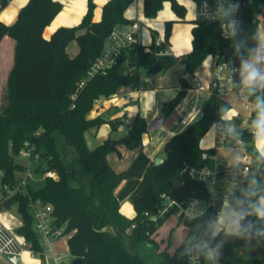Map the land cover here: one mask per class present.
<instances>
[{"label": "trees", "instance_id": "16d2710c", "mask_svg": "<svg viewBox=\"0 0 264 264\" xmlns=\"http://www.w3.org/2000/svg\"><path fill=\"white\" fill-rule=\"evenodd\" d=\"M10 1L0 0V13ZM132 3L133 0H109L103 7L102 19L94 22L95 3L88 0L87 13L81 24L58 28L50 39L44 37V31L63 9V5L55 0H29L13 24L0 21V43L4 37L15 43L13 65L0 103L2 188L18 181L16 173L23 171V167L15 162V158L26 145L34 148L33 158L39 155L43 166L47 164L48 170L58 176L57 180L47 178L44 186L36 191L29 187L27 195L19 193L9 200L11 205H17V212L22 217V226L17 233L26 238L35 252L43 249L34 230L29 209L31 201L52 206L54 224L58 227L66 224L70 255L83 264H187L188 245L209 221L207 216L188 224L181 230L186 233L177 244L172 237L174 228H171L167 233L168 243L161 248L156 237L170 216L155 223L146 213L151 216L158 213L163 195L178 202L208 199L206 186L183 171L186 167L200 168L210 164L202 159L201 141L214 123L229 111V105L215 95L209 96L199 120L164 145L163 162L159 165L152 163L141 177L131 195L135 217L130 219L121 213L115 192L126 176L111 168L107 156L117 152L118 143L129 150L142 148L147 121L139 114L129 121L126 116L111 120L107 114L90 120L88 115L99 100L113 99L121 88L140 90L141 68L150 71L156 65L163 68L158 56L169 45L174 22L165 23V43L162 46L156 45L158 33L152 30L149 52H145L140 44H132L122 51L117 65L110 71L95 76L83 87L80 84L103 52L113 29L132 23L125 17ZM165 3H170L175 15L185 20L187 11L177 0H144L145 18H156ZM260 15H264V0H244L241 28L231 40L221 37L216 24L194 22L192 50L179 60L182 72L180 91L161 106L166 118L185 100L193 87L190 81L209 55L223 60L225 51H229L236 66L242 70L243 62L250 58L256 45ZM73 42L79 49L75 57L67 51ZM237 79L240 81V75ZM249 94L253 101L257 102L259 98L264 105V91L257 88ZM257 114L258 109L255 119ZM125 121L128 133L120 142L108 139L95 149L89 148L85 137L88 131H97L104 124L116 131ZM56 132L62 139L55 136ZM242 137L255 162L232 206L237 212L241 209L251 212L250 204L264 195V159L254 152V137L250 133ZM43 166L39 170L46 172ZM69 177L77 182V187L69 185ZM178 177L180 182L177 183ZM249 190L257 195L248 197ZM241 224H251L252 228L237 240L222 233L217 236L208 234L211 245L222 249L221 264H262L264 235H257V232H264V219L249 214ZM174 225L181 227L179 220ZM239 245L252 249L249 257L237 254ZM172 246L175 247L171 252Z\"/></svg>", "mask_w": 264, "mask_h": 264}, {"label": "built area", "instance_id": "2783aa9c", "mask_svg": "<svg viewBox=\"0 0 264 264\" xmlns=\"http://www.w3.org/2000/svg\"><path fill=\"white\" fill-rule=\"evenodd\" d=\"M190 1L196 6L197 20L218 25L223 39L231 40L238 35L243 18L244 0ZM141 30L143 29L139 21L114 28L106 39L103 52L93 62L80 87H83L95 76L110 71L117 65L122 51L132 44H140L144 47L145 52H149L152 39H149V44H147L145 33H141ZM164 43L165 36L164 39L157 38V46H162ZM159 55H173L175 57L168 46ZM257 56H264V15L259 16L256 45L250 55L253 60ZM207 59H210V73L207 82H204L196 72L194 79L190 81L193 86L190 91H194L198 98H202L204 94L215 95L229 105V111L212 127L215 131L213 146L203 149L202 159L210 164L200 168L186 167L183 172L187 173L192 179L204 184L209 197L207 200L193 199L187 202H178L163 195V204L158 213L153 216L146 213V216L155 223L161 219H167L169 216L170 218L176 216V220L181 223V230L186 229L188 224L209 216L205 229L198 232L188 245L187 264H221L222 249L211 245L208 234L210 236H217L219 233L224 234L225 226H221V230L215 232L218 217L224 207L235 210L232 201L255 162V157L248 150V143L242 136L250 133L254 137L252 124L255 120L254 114L257 110V102L251 99L249 89L243 83L242 70H239L236 66L232 56L228 59L219 60L217 57L209 55L205 61ZM257 67L264 70V60L259 61ZM239 75L240 81L237 79ZM259 91L263 92L264 88H259ZM102 101L103 99L99 100L98 104ZM197 105L194 104L187 114L181 116L180 126H182L183 131L202 117L203 112L197 110ZM26 146L19 156L39 159V155L33 158L34 148ZM45 175L46 178L58 179L57 174L52 170H47ZM3 190L4 196L0 200V256L5 258L7 256H17L21 260L24 251L29 250L32 257L51 254L57 264H72L74 260L69 252L67 253V256H70L69 263H65L63 258L54 252L56 242L69 236L65 235L66 224L61 227L54 224L55 218L53 217L52 206L47 204L43 206L40 201H31L29 206L33 217L34 230L43 249L42 252L38 253L32 249L24 236L17 233L19 227L13 224L11 220L14 217L5 212L6 208L4 207V203L16 194H28L29 186L26 179L19 178L15 185H6ZM54 227H57V229L55 230ZM210 250L213 251L211 259L207 255ZM7 264L11 263L8 261ZM262 264H264V258Z\"/></svg>", "mask_w": 264, "mask_h": 264}, {"label": "crops", "instance_id": "0c3cea01", "mask_svg": "<svg viewBox=\"0 0 264 264\" xmlns=\"http://www.w3.org/2000/svg\"><path fill=\"white\" fill-rule=\"evenodd\" d=\"M28 1L29 0H11L9 5L0 13V21H2L5 24H9V25L13 24L16 21L20 10L26 5ZM55 1L60 2L63 5V9L57 15V17L53 20V22L45 29L44 37L46 39H50V37L53 35V33L58 28H61V27L73 28V27L79 26L84 16L86 15L87 9H88V0H55ZM108 1L109 0H94V3H95V10H94V16H93L94 22H99L102 19L103 7ZM178 1L179 0H177V2ZM134 2L135 0H133V3L128 7V9L125 12L126 19H128L131 22L139 21L141 12H143V15H144V0H136L137 2L136 9L133 6ZM164 8L169 9V13H170L168 14L169 19L165 21V23L168 21L174 22L173 28H172V38L169 40V48L170 46H172L173 48H175V50H178L179 52H181V54H183L182 56H184L192 50V40H193L192 30L194 28V22L196 20L187 21L185 17L184 22H189V26L188 25L185 26L184 32L182 34H183V37L187 38L189 44L188 43L187 44L178 43L176 42V39H178L180 32H181L180 29L182 28L181 25H179L178 23H181L183 21L179 19L175 15V13L171 10L170 3H165ZM162 16L166 18V15L162 14ZM148 20H151V19H148ZM165 23H164V32H165ZM142 32L145 33V37L147 39L146 42L147 44H149L148 42L149 39L150 40L152 39L151 30L145 28L141 30V33ZM158 37H159V33H158ZM71 45L72 43L67 48L68 51ZM14 46H15L14 41L10 39L9 37H4L0 43V85L2 86L1 91H0L1 98L4 95L6 78L13 65ZM78 50H79L78 48H74V50L71 51L72 53L69 52V55L71 57H75L78 53ZM172 52L175 54V58H177L179 61L182 56L178 58L177 57L178 54L175 51H172ZM199 70H198V75L202 78L204 82H207L208 75L206 73H200ZM155 91H156L155 93L157 97V103L162 106L164 102L170 101L176 96V94L180 91V85L177 87H173V88L163 87ZM193 93L196 94L194 91H189L185 100L177 107L176 110H178V113H179L178 118H181V116L185 115L190 104L192 105L198 104L200 98H198L196 94L195 99L192 100L190 94H193ZM138 102H139V90L132 91L127 88H121L113 99L103 100L98 105H96L93 111L89 113L88 119L92 120V119L97 118L100 115L107 114V118L111 120L121 119L124 116H126L127 120L129 121L136 115L138 114L140 115ZM175 111L171 115H173ZM161 115L163 114L157 111L153 113V115H151L149 119H147V117H143V118L147 121V124H149L154 118H157ZM100 130L101 131H99V129L97 131L94 130L95 133L101 134L100 144H102L104 141L108 139L112 140L113 142H120V140L126 137L128 133L127 121L122 123L118 127L116 132L112 131L111 126L109 124H104V126ZM182 131L183 130H181L180 132ZM180 132L170 131L169 136L164 137V141L160 142L157 145V147H155V141L158 139L157 134L153 135L154 132L149 133L147 131V133L143 135L142 148H139L136 150H129L125 147L124 144L118 143L116 145L117 152L110 153L107 156V161L109 165L111 166V168L116 173H123L126 176V179L123 180V182L121 183V185L117 188L115 192L117 198L120 201L121 213L124 216L128 217V215H125L122 212L123 204L129 199L131 200V195L136 189L139 181L141 180V177L144 175L147 168L152 163H155V160L157 157H154V155L159 150L163 152L164 145L172 137H174L176 134ZM200 146H201V149H206L207 143H205L202 140ZM253 149L257 157H259L260 159H264V157H261L259 153L257 152L256 147H255V142L253 145ZM162 159L164 160V155ZM134 214H135V211H134ZM134 217L129 216L128 218L132 219ZM13 224L18 227L22 225V223H15V222H13ZM221 226H224V225H221ZM68 239L66 240V242L63 243V245L65 244L67 249L64 246L62 249L60 248L59 241H61V239L56 242L54 246V252L56 254L61 255L62 253H64L65 249H66V252H65L66 254L69 252Z\"/></svg>", "mask_w": 264, "mask_h": 264}, {"label": "rangeland", "instance_id": "374dc122", "mask_svg": "<svg viewBox=\"0 0 264 264\" xmlns=\"http://www.w3.org/2000/svg\"><path fill=\"white\" fill-rule=\"evenodd\" d=\"M179 4H181L182 6L185 7L186 9V20L187 21H191V20H197V15H196V6L195 4H192V2L190 0H179L178 1ZM135 9L137 8V2L135 0L134 5ZM162 14L166 15V18H164L162 16ZM168 14L169 13V9L164 8L158 15L156 18L148 20L144 17L143 12H141L140 15V19L139 22L141 23V27L142 29H150L151 31L154 30L156 32L159 33V38L164 39V23L165 21H167L168 18ZM135 19V18H134ZM145 22V23H144ZM143 24V25H142ZM179 25H181V29H180V35L178 37V39H176V42L178 43H183V44H189L187 38L183 37V32H184V28L185 26H189V22H181L178 23ZM172 38V34L170 39ZM175 40V38H174ZM173 41V39H172ZM172 43V42H171ZM169 47V45H168ZM74 48H78V45L76 42H73L72 45L70 46V49L68 51L71 52L74 50ZM170 50L171 51H175L178 55L177 57H181L183 54H181V52H179L178 50H175V48H173L172 46H170ZM72 53V52H71ZM158 59L160 61H162V65H163V70L159 73V74H153L150 70H147L145 68H141L140 69V90H139V112L140 115L142 117H147V119H149L151 117V115H153V113L155 112H160L162 113L161 110V105H159L157 103V97H156V91L159 88H163V87H177L180 85V79H181V64L178 61L177 58H175L173 55H159ZM253 61V57H250L249 59H247L246 61H244L243 65L245 63H250ZM243 69V67H242ZM200 71L203 72L202 68H200ZM1 85H0V91H1ZM192 100L195 99L196 94H190ZM209 98L208 94H204V96L202 98L199 99L198 105H197V110L199 112H201L203 110V107L205 105V103L207 102ZM195 101V100H194ZM2 102V98L0 95V103ZM193 105L190 104L186 113L191 109ZM179 117V113L178 110L175 111V113L173 115L168 116L165 121L163 122L162 128L158 131H155L153 135L157 134V140L155 141V147H157V145L164 141V137L169 136V132L170 131H181L183 128L182 126H180V118ZM104 125H102L99 128V131H101L100 129L103 127ZM126 131V129H125ZM116 132V131H115ZM118 134V133H117ZM55 136L58 139H62V136L59 133H55ZM100 136L101 134L99 133H95V131L92 129L90 131H88L85 135L86 137V142L89 146L90 149H95L96 147H98V145H100L101 141H100ZM203 141L205 143H207V147L206 148H211L214 144L215 141V131L214 128H212L207 135L203 138ZM154 147V149H155ZM163 152L161 150H159L154 157H163ZM15 162L19 165H21L23 167V171H19L16 173L17 177L19 178H24L26 179V183L28 184V186L33 190L36 191L38 189H40L41 187L44 186L45 181H46V175L45 172L40 171L39 168H41L43 166V160L41 159V157H39V159H29L27 157H22V156H17L15 158ZM1 179H2V173H0V200L2 199V197L4 196V190L2 188L1 185ZM177 183L180 182V177L177 178ZM68 183L71 187H77L78 184L77 182L73 179L70 178L68 179ZM233 211L236 210H231V208L229 207H224L223 210L221 211L219 217H218V223L215 225V232H219L220 226L227 225L228 222V217L229 214ZM8 214L12 215L14 217L13 222L15 223H22V217L18 214L17 212V205L13 204L11 205L10 209H6V211ZM122 212L125 215L134 217V210L132 207V202L131 200H127L124 204H123V208H122ZM176 217V216H175ZM172 217L170 218V220L168 222H166L160 229V232L158 234V236L156 237L157 242L160 244L161 248H164L167 243H168V237H167V233L168 230L171 231V228H174L172 237L174 239L175 244H177L180 240L179 238L182 237V235L184 236L186 233L185 231H181V227H175L174 223L176 222V218ZM221 221H224V223H221ZM173 226V227H172ZM226 230H224V234L227 237H232L234 239H238L239 236L237 235H231L229 234L227 227H225ZM111 230V229H109ZM68 239V237H64L61 239V241H59L60 244V248L62 249L63 246L66 248L65 244L63 245L64 242H66V240ZM175 246L171 247V252L174 250ZM67 249V248H66ZM66 249L64 251V253H62L60 256L63 258V261L65 263H69V258L70 256H67ZM252 252V249L248 246L245 245H239L238 249H237V254L240 257H249L250 254ZM8 260L5 257H1L0 256V264H7ZM21 264H57L56 260L53 258V256L51 254H46L45 256H36V257H32L31 253L29 250H25L23 253V256L20 260Z\"/></svg>", "mask_w": 264, "mask_h": 264}, {"label": "clouds", "instance_id": "9594fccd", "mask_svg": "<svg viewBox=\"0 0 264 264\" xmlns=\"http://www.w3.org/2000/svg\"><path fill=\"white\" fill-rule=\"evenodd\" d=\"M264 60V56H257L250 63H245L242 69L243 83L249 89L250 93L256 91L257 88H264V70L257 67L259 61ZM258 114L253 121L252 127L254 129L255 147L261 157H264V105L257 100ZM246 195L248 197L256 196L255 191L249 190ZM243 203V202H238ZM251 212L241 209L240 211H233L229 214L227 222V230L231 235H243L251 230L252 225H242L241 221L249 214L255 215L260 219H264V195H260L258 199L250 204ZM224 223V221H221ZM257 235H264V232H257ZM208 258L213 257V251L208 252Z\"/></svg>", "mask_w": 264, "mask_h": 264}, {"label": "water", "instance_id": "95a60500", "mask_svg": "<svg viewBox=\"0 0 264 264\" xmlns=\"http://www.w3.org/2000/svg\"><path fill=\"white\" fill-rule=\"evenodd\" d=\"M230 57H231L230 52H229V51H225V53H224V58H225V59H228V58H230ZM161 71H162V66H160V65H156V66L152 69L151 72H152L153 74H159ZM165 119H166V116H165V115H161V116H159V117H157V118H154V119L148 124V126H147V131H148L149 133H153V132H155V131L160 130V129L162 128V125H163V122L165 121ZM162 162H163V159L160 158V157H157L156 160H155V164H156V165H159V164H161ZM43 169H44V170H48V169H49L48 165L45 164V165L43 166ZM45 205H46V203H43V206H45ZM4 207H5L6 209H10V208H11V204H10V202H9V201H6V202L4 203ZM54 229L56 230L57 227H54ZM6 259H7L11 264H21V263H20V260H19V257H17V256H7ZM72 264H83V262H82L81 260H74Z\"/></svg>", "mask_w": 264, "mask_h": 264}, {"label": "bare ground", "instance_id": "6f19581e", "mask_svg": "<svg viewBox=\"0 0 264 264\" xmlns=\"http://www.w3.org/2000/svg\"><path fill=\"white\" fill-rule=\"evenodd\" d=\"M201 68H202L203 72H201L200 70H199V72L200 73H206L209 76V73H210V59H207L204 62L203 66Z\"/></svg>", "mask_w": 264, "mask_h": 264}]
</instances>
